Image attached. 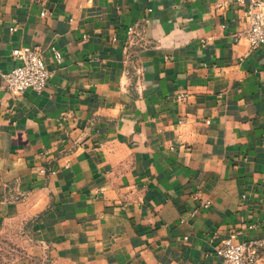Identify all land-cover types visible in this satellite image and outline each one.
Listing matches in <instances>:
<instances>
[{"label": "crops", "instance_id": "obj_1", "mask_svg": "<svg viewBox=\"0 0 264 264\" xmlns=\"http://www.w3.org/2000/svg\"><path fill=\"white\" fill-rule=\"evenodd\" d=\"M248 26L232 0H0V264H222L231 232L264 239ZM24 46L52 75L14 96Z\"/></svg>", "mask_w": 264, "mask_h": 264}, {"label": "built area", "instance_id": "obj_2", "mask_svg": "<svg viewBox=\"0 0 264 264\" xmlns=\"http://www.w3.org/2000/svg\"><path fill=\"white\" fill-rule=\"evenodd\" d=\"M247 6L249 26L244 32L252 49L264 44V0H232ZM45 15V13H43ZM15 28H11L14 30ZM133 28L129 29L132 33ZM60 60L59 52H54ZM19 64L2 76V84L12 95L18 96L27 90L42 92L51 78L44 56L37 48L24 46L13 51ZM184 96V95H182ZM222 264H260L264 253V239L241 241L236 232L221 240L215 248Z\"/></svg>", "mask_w": 264, "mask_h": 264}, {"label": "rangeland", "instance_id": "obj_3", "mask_svg": "<svg viewBox=\"0 0 264 264\" xmlns=\"http://www.w3.org/2000/svg\"><path fill=\"white\" fill-rule=\"evenodd\" d=\"M2 261H4V262H6L7 260H10V259H12V258H9V257H4V258H0ZM14 259H16V258H14ZM35 264H39V262H35Z\"/></svg>", "mask_w": 264, "mask_h": 264}]
</instances>
